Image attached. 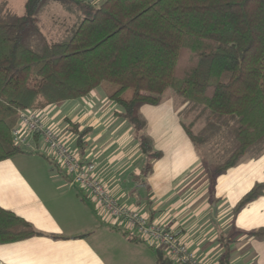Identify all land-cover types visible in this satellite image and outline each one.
I'll return each instance as SVG.
<instances>
[{
	"label": "trees",
	"instance_id": "1",
	"mask_svg": "<svg viewBox=\"0 0 264 264\" xmlns=\"http://www.w3.org/2000/svg\"><path fill=\"white\" fill-rule=\"evenodd\" d=\"M53 3L71 23L49 38L42 15ZM95 88L117 103L150 157L159 152H152L141 107L159 104L167 89L181 99L179 123L192 144L214 148L212 176L246 154L260 157L264 0H25L22 14L0 1V161L21 151L12 134L21 111L40 112ZM189 114L194 117L186 125L181 116ZM84 133H77L79 144ZM263 189L264 182L256 183L233 211ZM122 230L129 239L142 240ZM39 234L0 208V244ZM250 235L264 239V228ZM153 249L157 264H177L161 248ZM219 264H229L228 254Z\"/></svg>",
	"mask_w": 264,
	"mask_h": 264
},
{
	"label": "crops",
	"instance_id": "2",
	"mask_svg": "<svg viewBox=\"0 0 264 264\" xmlns=\"http://www.w3.org/2000/svg\"><path fill=\"white\" fill-rule=\"evenodd\" d=\"M159 105L142 106V115L143 107ZM176 111L169 107L166 114L145 120L152 152H159L152 157L101 88L47 106L40 114L71 150L95 164L96 178L113 198L173 230L201 263L219 264L226 253L229 264H264V239L250 235L264 228V189L233 211L244 194L264 182V153L212 176L189 138L165 133L168 117L181 128ZM83 130L79 144L77 133ZM20 148L0 161V208L23 218L40 234L0 244V264H157L149 242L131 240L121 227L96 216L77 193L81 189L53 164L40 136Z\"/></svg>",
	"mask_w": 264,
	"mask_h": 264
},
{
	"label": "built area",
	"instance_id": "3",
	"mask_svg": "<svg viewBox=\"0 0 264 264\" xmlns=\"http://www.w3.org/2000/svg\"><path fill=\"white\" fill-rule=\"evenodd\" d=\"M91 1V0H89ZM15 144L22 147L29 138L40 136L44 148L54 165L63 169L70 182L84 190L106 213L114 226L127 230L153 248L163 252L177 264H203L188 250L175 232L164 224L150 222L136 209L120 204L95 176V164L83 160L76 151L71 150L59 133L48 126L39 111L25 110L19 113L18 123L12 131Z\"/></svg>",
	"mask_w": 264,
	"mask_h": 264
},
{
	"label": "rangeland",
	"instance_id": "4",
	"mask_svg": "<svg viewBox=\"0 0 264 264\" xmlns=\"http://www.w3.org/2000/svg\"><path fill=\"white\" fill-rule=\"evenodd\" d=\"M8 1L11 3L13 12L17 14L23 13L24 0H8ZM91 1L98 4L102 0H91ZM70 19H71L70 15L64 10H62V8L58 4H51L47 7L46 11L42 15V22L44 23V32L48 35L49 38H55L58 34L62 33V31L66 29L68 24L71 23ZM161 97L162 99L159 103L160 104L159 107H156L155 109H151L150 107L145 106L142 108V112H143L145 120L147 119L149 121L151 115H154L155 113L156 114L157 113L166 114L167 108L169 107L172 109L176 108L177 110L176 114L178 116V111L183 107L180 102L181 99L175 93H173L170 89H167L166 91H164ZM182 109L181 111H183ZM193 117H194V114L193 115L189 114L184 117L181 116V119L182 121L185 122L186 125H189L190 122H192ZM200 124L201 123L197 122V124L192 126V128L197 132L200 129ZM181 128L177 127V125L175 127V123L172 117H168L166 123L164 124L165 133L171 135V137L177 136V135H183L185 136V138H188L186 134L184 133V131L182 130L183 128L182 129ZM64 141L66 142V140ZM211 147H212L211 143H208V144H202L197 149L201 154V160L203 161V165L208 169H211V167L216 164V159H215L216 153L213 150L214 148H211ZM23 156L30 157L28 154H25ZM18 158H24V157H18ZM38 158H41V157H38ZM248 158H253V155L251 153L246 154L242 157V159L239 162H241L242 160L248 159ZM25 160H29V159H25ZM76 191L79 194V196L85 197L84 202H87L90 205H92V207L95 210L96 216H100V217L103 216L105 218L107 217L106 213L97 205V203L91 197H88L87 194H85L86 192L84 190H81L80 193L77 189ZM100 217L97 218L99 221H101ZM109 219L111 218H108V220L106 219V221H108L109 223L108 222H105V223L112 225Z\"/></svg>",
	"mask_w": 264,
	"mask_h": 264
}]
</instances>
